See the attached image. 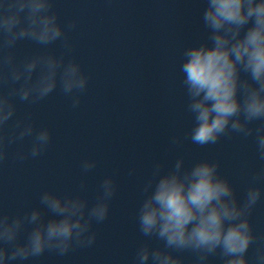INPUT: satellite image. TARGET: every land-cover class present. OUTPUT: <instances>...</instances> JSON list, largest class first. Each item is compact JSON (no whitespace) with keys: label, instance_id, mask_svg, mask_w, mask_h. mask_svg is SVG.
Wrapping results in <instances>:
<instances>
[{"label":"clouds","instance_id":"9594fccd","mask_svg":"<svg viewBox=\"0 0 264 264\" xmlns=\"http://www.w3.org/2000/svg\"><path fill=\"white\" fill-rule=\"evenodd\" d=\"M205 2L201 20L207 39L184 48L179 64L185 111L193 124L182 136L171 135L169 148L185 141L215 145L235 134L254 140L262 164L240 199L221 175L219 161L186 165L180 155L171 166L154 162L136 213L145 239L133 264H185L179 253L191 254L187 264H211V257L222 264H252L248 252L260 239L250 216L264 199V0ZM77 27L75 19L61 23L54 0H0V165L9 158L21 163L38 158L51 144L50 129L38 127L31 113L16 115L17 101L37 104L59 88L73 109L80 107L90 76L71 56L67 33ZM22 41L40 51L17 58ZM57 42L59 54L53 48ZM26 138V148L10 152ZM96 166L91 158L80 162L85 174ZM134 173L129 169V176ZM80 187L86 188L84 182ZM116 192V180L109 175L91 204L82 195L49 189L40 193L38 206L22 214L0 211V264L92 248L98 237L94 225L108 219ZM254 264H264V248L256 249Z\"/></svg>","mask_w":264,"mask_h":264},{"label":"water","instance_id":"95a60500","mask_svg":"<svg viewBox=\"0 0 264 264\" xmlns=\"http://www.w3.org/2000/svg\"><path fill=\"white\" fill-rule=\"evenodd\" d=\"M205 7V0H54L62 24L78 21L77 29L67 35L73 45L71 56L90 76L89 87L78 109L59 88L37 104L17 101L16 115L31 113L38 127L50 129L52 140L38 158L22 163L9 158L0 165V211L22 214L38 206L40 193L49 189L82 195L91 204L100 182L109 175L116 180L117 192L108 219L94 225L98 237L92 248L65 256L45 252L23 264H133L145 239L138 231L136 213L156 161L171 166L180 155L186 165L219 161L221 175L243 199L262 164L252 138L233 134L205 147L190 141L173 149L168 145L171 135L182 136L193 124L185 111L179 64L184 48L207 39L201 20ZM53 48L59 54V42ZM15 51L17 58H23L40 48L22 41ZM28 143L26 138L10 152ZM86 158L97 161L87 174L80 168ZM131 168L135 173L129 176ZM250 221L260 238L248 252L254 264L256 249L264 248V199ZM179 254L185 264L192 258ZM210 261L222 264L219 257Z\"/></svg>","mask_w":264,"mask_h":264}]
</instances>
